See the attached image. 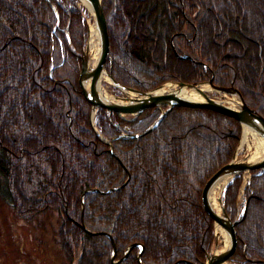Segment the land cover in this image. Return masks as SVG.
Wrapping results in <instances>:
<instances>
[{
  "label": "trees",
  "instance_id": "1",
  "mask_svg": "<svg viewBox=\"0 0 264 264\" xmlns=\"http://www.w3.org/2000/svg\"><path fill=\"white\" fill-rule=\"evenodd\" d=\"M174 1L171 11L167 0H102L110 40L106 66L113 78L146 92L168 80L197 84L214 74L217 85L233 81L264 117V36L252 35L264 30L257 24L264 0H250V18L236 9L238 0H182L184 15L194 19L184 38L172 41L191 58L179 60L188 61L184 71L170 59L172 52L163 66L159 55L144 59L136 53L150 37L159 42L160 32L145 35L146 41L142 34L158 22L143 21L139 35L132 34L134 19L180 17ZM84 19L74 0H0V199L28 223L56 211L60 247L70 261L77 250L78 264H111L113 245L103 233L111 235L117 260L136 244L116 264H140L139 252L141 264L202 263L215 232L202 190L233 158L241 126L204 107L177 106L161 120L157 107L136 118L99 108L94 126L109 142L101 140L78 86L88 32ZM238 33L246 34L243 41ZM151 43L150 49L158 45ZM162 43L169 45L170 38ZM127 55L156 72L124 73L120 59ZM179 122L186 125L173 135ZM251 174L243 190L239 173L221 194L228 216L239 220L232 264H264V168ZM88 189L99 192L86 193L82 209Z\"/></svg>",
  "mask_w": 264,
  "mask_h": 264
},
{
  "label": "rangeland",
  "instance_id": "2",
  "mask_svg": "<svg viewBox=\"0 0 264 264\" xmlns=\"http://www.w3.org/2000/svg\"><path fill=\"white\" fill-rule=\"evenodd\" d=\"M65 1H69V0H65ZM167 1H168L167 5L171 8L170 10L171 11L175 10V7H174L175 1L174 0H171V1L167 0ZM74 3L76 4L77 8L80 9L83 18H85L84 20H85L87 30H88L87 35H86V39L84 42V46H83V51H84L86 44L88 43L90 27L93 25L95 26L94 14H93V11L89 10L85 5L82 4L81 0H74ZM178 4L180 6V9L177 10V12L179 13L180 17L179 16H176V17L171 16V17H166L165 19H163V17L159 18V19L158 18H154V19H141L140 18L137 20L134 19L133 21L134 22L136 21L138 23L136 26V33H135V31H132V34L139 35V31H140L139 24L143 23V21L146 22V24H150L149 21L158 22L159 26H153L150 24L149 31H152V33H154V34L160 32L159 42H158V38L156 39L154 36L150 37L151 39L148 37L149 39L146 41V43L144 42V47H141V46H143V44H142L138 49H135V50H137L136 53L138 54V56L140 58H141V56H143V58H144L145 54H147V56H150V54H151L155 58H158V55H159L163 58V60H161V63H160V65L163 66L164 63H168L166 61L167 56L170 54V52H172L173 57H171L170 59L174 61V64H177V65L181 64L180 67H181L182 71H184V69H187V70L189 69L188 63H187L188 61L179 62V60L181 59L180 56H183L184 53H179V51H176L174 46H173L172 41H173V39L174 40L175 39L180 40V38H184V35L182 34V30L184 29L185 23L188 26L193 25L194 19L191 18V22H190V21H188V17L186 15H184L186 10H184L182 0H179ZM251 7H252V5L250 3V0H245V1L244 0H238L236 9L239 10L240 13L244 12V14H246L245 16L249 17L250 14H249V12L246 11V8H251ZM103 12H104V10H103ZM258 12L259 13H257V14L259 16L258 17L259 19H258L257 24L263 25L264 24V20H263L264 7H262L261 10ZM261 12H262V14H261ZM104 15H105V13H104ZM105 19H106V17H105ZM123 21L127 22L128 19L123 18ZM162 21L169 23V27L167 29L163 25H160V22L162 23ZM106 24H107V20H106ZM244 25L246 27L245 33H250L252 30L251 31L249 30L246 22L244 23ZM181 27H182V30H181ZM107 29H108V25H107ZM142 32H143L142 34H144V35L147 34L146 29H143ZM163 33L165 35H163ZM177 33H179V34H177ZM255 34H261L264 36V30H261L258 28L252 32V35H255ZM245 36H246V34L238 33L239 40L243 41ZM108 38H109V32H108ZM167 38H170V44L169 45L167 43H162V40L166 41ZM253 38H256V37H253ZM212 39L215 40L216 43L221 42V41H218L219 39L217 37H213ZM152 41L155 44L158 43V45L156 44L153 48L150 49ZM139 44H141V42H139ZM162 44L165 45V49H162ZM146 45H147V47L145 48ZM159 46H160V49L158 48ZM83 51H82V53H83ZM249 51H248V53H249ZM109 52H110V40H109ZM119 52H121V51H119ZM109 54H108V58L106 60V63H107V61L111 60ZM80 55H79V58H80ZM161 57H159V60ZM89 58H90V56H89ZM140 58L137 57L136 60H133L132 58L129 57V55H127V57L125 59H123V60L120 59L121 63L124 65V67H121L123 69V72L127 73V74H131V73L137 74L138 73L137 76L140 77L141 76L140 74H143L144 72H146L148 70L144 60H140ZM178 62H179V64H178ZM80 63H81V59H80ZM106 63L104 66L106 71H107L106 74L109 73L112 76V74L109 72V70L106 66ZM148 71H151L152 73L156 72L155 68H150ZM112 78H113V76H112ZM78 79H79V76H78ZM171 82H183V81L168 80V81L163 82L162 84H165V85L172 84ZM201 83H203V82H201ZM78 86H79V91H80L81 95L83 96L79 82H78ZM207 86L210 89L207 92L211 97L223 102L226 105H231V106L235 107V101L233 99L236 100L237 97H234L230 94L217 92L213 88H211L209 85H207ZM100 87L103 90H105L106 92H108L109 94L115 96L116 98H123V97L127 98L128 96H134L133 95L134 93L127 94L124 90L117 88L115 86V84L110 79L105 80V79L101 78V86ZM90 106H91V110H92V105L90 104ZM99 108H103V107H99ZM91 110H90V112H91ZM107 111H109V110H107ZM131 116H132L131 114H126L124 117L123 116H121V117L128 118ZM185 125H186L185 122L177 123L176 128L172 130L173 135L180 134L181 131H183V128L185 127ZM240 126H241V124H240ZM139 134H141V133H139ZM119 136L120 137H126L127 134H120ZM243 137H244V131H243V127L241 126V137H240V140L238 142V145H237V148L235 151V154H236V157L238 160H241L244 158L249 159L251 156H253L255 154V151H256L255 142L253 140V137L251 135H248L247 140L241 145ZM103 138H104V140H103L104 142H106V143L109 142L108 139H106L105 137H103ZM206 145L210 147L211 142L206 143ZM42 147H45V143L43 144ZM263 155H264V153L260 157H262ZM260 157H258V158H260ZM253 171H255V170H253ZM251 172H252V170H247V171L240 173L242 176V186H241L242 190L244 189L246 183L251 178V175H252ZM231 179H232V177L228 178L226 183L224 185L222 184V186H220V188L218 189V197L221 196V192L223 191V188ZM221 181H224V179ZM84 196H83V201H81V204H82L81 208L82 209H83V203L82 202H84ZM239 200L241 203L242 195L240 196ZM218 206H219V204H218ZM218 210H220V207H218ZM59 220H60V216L56 211L47 210L44 214L39 215L35 220L31 221L30 223L25 222L24 220L21 219L19 214L17 212H15L14 208H12L6 202H4L0 199V264H78V259H77L78 251L77 250L75 251L76 256H75L74 260L70 261V259H67V257L65 256V254L63 253V251L60 247L59 239L57 237V230L59 228ZM75 223L78 224L79 226L81 224V222H76V221H75ZM215 226L216 225H214V230L216 231ZM106 235L108 236L109 234L106 233ZM110 237H111V235H110ZM214 249H215V247H212L211 250H214ZM124 255H125V253H124ZM114 259H115V257H114ZM115 261H117V259H115ZM224 263L225 264H232L228 260Z\"/></svg>",
  "mask_w": 264,
  "mask_h": 264
},
{
  "label": "water",
  "instance_id": "3",
  "mask_svg": "<svg viewBox=\"0 0 264 264\" xmlns=\"http://www.w3.org/2000/svg\"><path fill=\"white\" fill-rule=\"evenodd\" d=\"M90 3L91 9L94 14L95 24L99 32L100 36V56L97 60L96 64L92 66L90 64V58L88 54V43L80 55L81 59V70L79 73V85L81 88V92L84 98L92 105V114L90 115L91 124L93 129L96 131L98 137L101 140H104L102 135L98 132L96 127L94 126V114L99 107L106 108L109 111H112L120 116H125L126 114H131L133 118H136L139 114H141L144 110L148 108L157 107L160 109L159 120H161L172 108L177 106H187V107H204L211 109L215 112L230 116L236 119L241 126H247L248 128L256 131L264 138V117L258 114L256 111L251 109L244 101L241 94L233 87H222L218 85H214L211 81L193 84V83H186V82H171L172 84H176L179 87H187L193 90H196L200 95H202V101H193L182 99L178 96L173 95L172 93H164L158 92L160 88L165 86V84H161L157 88L150 90V91H140L138 89L127 87L122 85L121 83L115 81L112 76L108 73V79H110L117 88L124 90L127 94H132L134 96L123 97L121 99H128L127 103H117L111 101L103 100L99 95V82L101 81V74L105 69V63L108 58L109 52V38H108V29L106 24L105 15L103 12L102 0H86ZM181 58H189L188 56H180ZM107 73V71H106ZM90 80L91 88L88 90L85 84ZM101 85V82H100ZM202 85H209L217 92H222L225 94H230L237 99H233L235 101V107L231 105H226L223 102L210 97L206 90H203ZM165 107V108H163ZM158 120V121H159ZM153 126L149 127L148 130H151ZM134 135V136H138ZM109 152H112V149H109ZM264 168V155L258 159L251 160L250 158H244L238 160L236 154L233 158L222 167H220L205 183L203 190H202V204L205 211L208 215L214 220V225H219L223 228L228 236H229V243L228 246L221 248L218 243V235L215 231L214 239L212 247H215L214 250H210L207 253L206 260L202 263H191L187 262L188 264H222L226 262L230 256L232 255L235 247H236V231L235 225L238 223V219L232 220L225 209L224 202L220 197H218L219 207L220 210L216 212L211 205L210 202V192L214 185L223 179H228L230 177H234L236 174L247 171V170H259ZM227 185V184H226ZM225 185V186H226ZM225 188V187H224ZM223 188V190H224ZM110 191V190H108ZM89 192H99L96 189H88L85 190L81 196V201H83V196ZM83 203V202H82ZM244 215V210L242 212ZM81 228L85 231L89 232L84 225L83 221L80 224ZM216 227V226H215ZM96 234V233H92ZM101 234V233H98ZM106 234V233H103ZM110 237V235H108ZM112 245H113V253L111 255L110 261L112 264H115L122 259H124L130 250L136 246V244L130 245L126 248L125 255L121 259L115 261L114 257L116 255V249L114 246V242L110 237ZM142 249V246H141ZM212 249V248H211ZM140 253L137 255V259L139 263L140 261ZM176 262L175 264H177Z\"/></svg>",
  "mask_w": 264,
  "mask_h": 264
},
{
  "label": "bare ground",
  "instance_id": "4",
  "mask_svg": "<svg viewBox=\"0 0 264 264\" xmlns=\"http://www.w3.org/2000/svg\"><path fill=\"white\" fill-rule=\"evenodd\" d=\"M82 4L85 5L89 10L92 11L91 5L88 1L86 0H81ZM88 54L90 56V64L94 66L99 59L100 56V36L98 29L95 26L90 27L89 31V38H88ZM101 78L107 80L108 76L106 74V71L104 70L101 74ZM101 82V81H100ZM99 82V95L100 97L105 100V101H111V102H117V103H127L128 99H121V98H116L115 96L109 94L105 90H103L100 86ZM86 88L90 90L91 88V83L90 80L86 82L85 84ZM203 90L209 91V87L207 85H202ZM158 92H164V93H172L175 96H178L182 99H187V100H193V101H202L203 97L198 93L196 90L187 88V87H179L176 84H167L160 88ZM96 113V112H95ZM92 114V112H91ZM95 116V114H94ZM243 131H244V137L242 139L241 145L247 140L248 135H251L253 137V140L255 142V154L250 157L251 160L258 159L263 153H264V138L257 133L256 131L248 128L247 126H243ZM259 154V155H258ZM227 179H224V181H220L214 185L210 192V202L212 205V208L218 212V189L222 184L224 185L226 183ZM216 232L218 234V243L221 246V248H224L228 246L229 243V236L227 232L221 228L219 225H216ZM225 264V263H222Z\"/></svg>",
  "mask_w": 264,
  "mask_h": 264
},
{
  "label": "flooded vegetation",
  "instance_id": "5",
  "mask_svg": "<svg viewBox=\"0 0 264 264\" xmlns=\"http://www.w3.org/2000/svg\"><path fill=\"white\" fill-rule=\"evenodd\" d=\"M188 21H190L191 22V19H189L188 18ZM189 28H190V26H188L186 23H185V25H184V29L182 30V27H181V30H182V34L185 36L186 34V32L189 30ZM146 30H147V34H150V33H152V31H149V27L148 28H145ZM146 34V35H147ZM177 34H179V33H177ZM143 37L145 38V39H143V40H147V36H145L144 34H143ZM157 39V38H156ZM248 47V46H247ZM183 55H185V56H188L187 54H183ZM181 60H191V58L189 57V58H181ZM193 62H196V61H193ZM196 63H199V62H196ZM213 75L214 74H212V77L211 78H209L207 81H211L214 85H217V84H215L214 82H213ZM201 82H205V81H201ZM201 82H198V83H201ZM218 86H220V85H218ZM222 87H233V88H235L236 90H238V92L241 94V96L243 97V99H244V101H245V98H244V95L242 94V90L239 88V87H237L234 83H233V81H231L230 82V84L229 85H224V86H222ZM245 103H246V101H245ZM247 104V103H246ZM248 105V104H247ZM250 107V106H249ZM251 108V107H250ZM251 109H253L254 111H255V109L254 108H251Z\"/></svg>",
  "mask_w": 264,
  "mask_h": 264
}]
</instances>
